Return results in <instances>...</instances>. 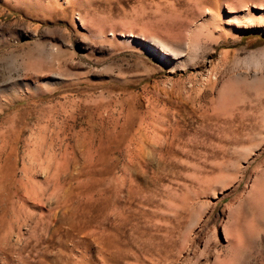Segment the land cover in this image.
Wrapping results in <instances>:
<instances>
[{
  "label": "rangeland",
  "instance_id": "obj_1",
  "mask_svg": "<svg viewBox=\"0 0 264 264\" xmlns=\"http://www.w3.org/2000/svg\"><path fill=\"white\" fill-rule=\"evenodd\" d=\"M0 264H264V0H0Z\"/></svg>",
  "mask_w": 264,
  "mask_h": 264
}]
</instances>
